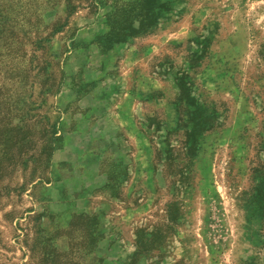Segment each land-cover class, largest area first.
Segmentation results:
<instances>
[{"label": "rangeland", "instance_id": "rangeland-1", "mask_svg": "<svg viewBox=\"0 0 264 264\" xmlns=\"http://www.w3.org/2000/svg\"><path fill=\"white\" fill-rule=\"evenodd\" d=\"M0 264H264V0H0Z\"/></svg>", "mask_w": 264, "mask_h": 264}, {"label": "trees", "instance_id": "trees-1", "mask_svg": "<svg viewBox=\"0 0 264 264\" xmlns=\"http://www.w3.org/2000/svg\"><path fill=\"white\" fill-rule=\"evenodd\" d=\"M179 86V109L180 117L178 124L184 130L185 140L182 142L183 153L186 156L194 155L204 133L213 126L214 112L208 113L204 103L193 95L192 83L187 75L178 77ZM184 114L183 116H181ZM173 149L171 152L173 154Z\"/></svg>", "mask_w": 264, "mask_h": 264}]
</instances>
